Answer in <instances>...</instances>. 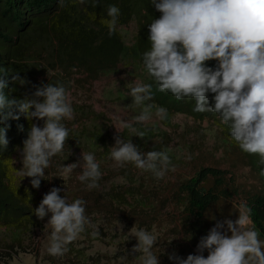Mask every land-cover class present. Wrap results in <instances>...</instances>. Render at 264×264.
I'll return each instance as SVG.
<instances>
[{
  "label": "trees",
  "instance_id": "trees-1",
  "mask_svg": "<svg viewBox=\"0 0 264 264\" xmlns=\"http://www.w3.org/2000/svg\"><path fill=\"white\" fill-rule=\"evenodd\" d=\"M110 5L117 6L121 13L116 32L111 36L107 26L101 22L110 19L107 16ZM160 15L151 5V0H84L83 3L80 0H63L62 4L60 0H0V68L8 73L5 78L9 81L5 94L10 99L31 97L34 86L47 83L63 84L68 93L76 85L90 86L105 73L114 70L122 60L132 58L144 66L143 53L151 48L148 25ZM132 21L136 24V33L129 45L124 42L119 28ZM206 63L210 67L216 65V61ZM16 73L26 81L25 84L12 81V75ZM147 84L153 85L152 102L165 107L170 113H182L199 121L214 119L222 134L240 151L239 157L258 172L259 179L263 181L262 187L239 190L229 170L200 165L172 186L165 187L163 192L154 190L157 192H144L143 195L132 184L126 187L120 185L121 191L110 187L102 192L98 187L90 188L89 182H81L78 178L75 188L59 184L63 185L59 193L61 197L65 196L69 203L77 198L86 201L89 219L97 215L108 219L117 216L147 230L155 225L168 224L170 227L166 229V234L177 241L169 244L163 238V246L158 250L153 248L160 264H174L168 259L173 251L182 258L196 254L200 238L217 221L233 217L236 220L244 205L252 209L251 225L259 238L264 240V175L261 174L264 164L259 163V156L241 151L232 139L228 125L223 124L218 115L194 112V100H177L168 92L158 91L151 76ZM213 95L209 93V106L213 103ZM83 107L81 114L75 110L73 119L63 121L69 129V137L63 151L54 156L57 158L55 166L75 163L82 154V142L83 149H87L84 147L86 144L93 146L89 150L97 158L100 152L95 148L106 147L110 118L103 112L95 111L90 104ZM33 123L43 126V121H30L23 114L19 120L0 124V127L10 125L6 134L9 143L6 148L0 147V255L7 253L1 256L7 257L3 259L4 264L11 257V252L15 253L18 249L37 253L38 231L44 229L48 218L40 220L34 215L41 195L17 172L18 169L26 172L22 169V161L15 164V157L22 150L23 141ZM19 125L23 126V130ZM105 176L98 181V186L110 179L111 172ZM58 180L53 177L54 186ZM49 182L47 178L41 180V184ZM135 194L143 198L144 207L135 201ZM240 195L242 200L238 201ZM207 254L205 251L204 256L207 257ZM65 262L69 264L71 261L68 258Z\"/></svg>",
  "mask_w": 264,
  "mask_h": 264
},
{
  "label": "clouds",
  "instance_id": "clouds-1",
  "mask_svg": "<svg viewBox=\"0 0 264 264\" xmlns=\"http://www.w3.org/2000/svg\"><path fill=\"white\" fill-rule=\"evenodd\" d=\"M151 5L161 15L148 25L151 48L143 53L142 62L157 90L168 92L177 100H194V112L218 115L228 125L240 150L259 156V163L264 164V0H151ZM120 14L117 6L108 7L110 19L101 22L107 26L109 36L116 32ZM208 61H216L215 67L208 66ZM7 75L0 68V124L19 120L21 114L30 121H43L42 127L31 125L19 150L22 169L27 170L24 177L32 178V188L39 189L52 157L63 151L68 140L69 129L63 121L73 119L74 110L63 84L34 86L31 97L10 99L4 92L9 83ZM12 81L26 83L18 73L12 75ZM209 93L214 94L211 106ZM129 95L136 106H143L135 121L150 120L153 105L148 102L154 99L153 85L137 82ZM155 115L164 120L168 111L158 107ZM124 126L144 138L145 133L131 122ZM8 127H0V147L6 148L9 143ZM18 127L23 130L22 125ZM114 139L110 158L120 166L132 163L138 169L151 171L157 179L175 170L167 152H144L131 139L125 140L120 135ZM81 159L84 167L79 180L89 182L90 188L98 187L102 173L95 154L83 152ZM78 167L79 161L63 165L62 171L70 174ZM60 192L61 188H51L34 209L40 220L50 214L47 225L52 231L47 251L53 257L64 256L70 250L69 245L91 225L86 201L77 198L69 203ZM251 213L250 207L242 206L236 220L217 221L200 238L196 254L182 258L173 251L168 259L174 264H264V240L249 227ZM131 232L138 241L131 253L141 254L140 264H160L153 252L157 237L134 226Z\"/></svg>",
  "mask_w": 264,
  "mask_h": 264
},
{
  "label": "rangeland",
  "instance_id": "rangeland-1",
  "mask_svg": "<svg viewBox=\"0 0 264 264\" xmlns=\"http://www.w3.org/2000/svg\"><path fill=\"white\" fill-rule=\"evenodd\" d=\"M119 31L124 42L130 45L136 33V24L132 21L126 26H121ZM149 79L150 75L147 69L136 60L128 58L122 60L114 70L105 73L90 86L76 85L68 92V100L74 111L77 110L81 114V111L84 110L83 106L90 104L95 111L103 112L110 118L106 147L100 149L94 146L95 150L100 152V157H95L100 165L102 176L104 177L108 172H111L110 179L98 186L99 191H107L110 187L113 190L121 191L120 185L126 187L132 184L135 188H139L143 195L144 192L148 193L154 190L163 192L165 187L172 186L178 179L191 174L200 165H213L229 170L233 174L239 190L260 189L262 187L263 181L259 179L258 172L253 170L244 158L239 157L240 151L236 150L222 134L221 127L217 125L214 119L199 121L191 116L182 113H170L167 110V118L160 120L155 113L157 108L162 106L150 101L148 103L153 105L150 109L151 119L146 122H136L135 117L143 111V106H136L129 92L135 83L147 84ZM127 122H131L133 127L144 132V138L135 136L130 129L125 127ZM79 129L80 126H78ZM117 135L125 140L131 139L133 144L136 145L137 143L141 151L167 152L172 164L175 165V170H169L162 179H157L151 171L138 169L132 163L125 164L123 167L120 166L119 163L110 158L111 147L115 144L114 137ZM84 147L87 149H83L82 142L80 145L81 153L92 152L89 150L93 148L91 144H86ZM189 157L191 158L189 159ZM80 158L81 156H78L75 161V163L79 161V167L69 174L63 172L60 165L55 166L54 163L57 158L52 157L50 166L45 170L43 177L50 182L47 185L40 184L38 189L41 200L53 187L62 188L65 185L75 188L78 185L77 179L84 167V162ZM21 161V152L18 151L15 164L17 165ZM17 172L24 176L23 171L18 169ZM73 174L74 176H72ZM53 177L60 179L58 182L55 181V186L53 185ZM128 177L131 179L129 180ZM31 179L25 177L28 182ZM134 196L135 201L139 202V206L144 207L143 198L137 194ZM237 200L241 201L242 195L238 196ZM130 202L134 203L131 199ZM236 208L239 207L236 206ZM49 218L50 214L44 229L38 231L37 253L18 249L15 253L11 252L7 264H64L68 258L71 261L69 264H140L141 254L131 253L133 246L138 243L136 238L132 236L131 229L133 226L135 229L141 228L134 222L117 216L111 219L100 215L94 216L90 219L91 225H87L86 230L69 245L70 250L64 256L53 257L47 251L51 243L52 231L51 226L47 225ZM233 218L229 219L234 221ZM169 227L168 224L163 223L155 225L149 230L145 227L142 228L157 237V244L154 249L158 250L163 246V238L169 244L177 241L175 237L166 234V229ZM249 227L253 228L251 224ZM6 254L5 252L1 253L0 264H4L3 259L7 257L1 256Z\"/></svg>",
  "mask_w": 264,
  "mask_h": 264
}]
</instances>
